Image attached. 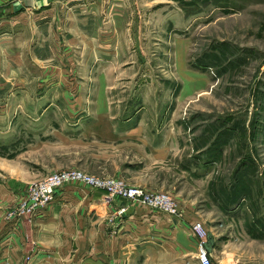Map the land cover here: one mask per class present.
Wrapping results in <instances>:
<instances>
[{
  "label": "rangeland",
  "instance_id": "374dc122",
  "mask_svg": "<svg viewBox=\"0 0 264 264\" xmlns=\"http://www.w3.org/2000/svg\"><path fill=\"white\" fill-rule=\"evenodd\" d=\"M83 1L52 13L46 31L38 15L0 27V184L25 193L4 221L25 235L58 190L75 185L81 205L94 191L106 196L98 201L132 202L72 182L20 212L33 184L64 170L128 187L153 179L154 156L130 140L162 142L171 130L181 149L174 178L138 187L173 198V217L179 203L166 191L186 192L219 256L234 264L246 250L248 264H264V0ZM126 210L98 219L116 234Z\"/></svg>",
  "mask_w": 264,
  "mask_h": 264
},
{
  "label": "crops",
  "instance_id": "0c3cea01",
  "mask_svg": "<svg viewBox=\"0 0 264 264\" xmlns=\"http://www.w3.org/2000/svg\"><path fill=\"white\" fill-rule=\"evenodd\" d=\"M80 3L85 2L0 0V27H12L17 25L18 20L38 15L42 20H47L42 25V30L46 31L49 29L52 13L60 15L67 5ZM90 18L94 19L95 16ZM136 129L139 127L132 129L130 133H134ZM158 139H137L130 140V143L136 142L138 146L144 147L149 160L154 156L153 179L149 178L147 181L158 180L156 182L162 184L164 180L174 178L171 168L177 167L174 162L181 158L178 156L181 149L171 130L166 133L162 142ZM134 176L133 178H139ZM131 179L127 180L132 186L156 189L155 183ZM168 190L166 192L179 203L180 217H173L135 202L117 204L115 201H98L102 198L104 200L106 196L97 191L90 197L98 199L96 205L100 208L95 209L92 205L94 200H90L91 204H82L89 207L83 208L81 202L77 201L81 198L82 190L77 185L69 186L58 190L55 202L41 211L30 227H27L25 235H18L13 225L4 221L3 213L16 193L22 197L25 193L10 190L0 184V264H200L198 238L194 232V226L198 222L203 223L208 231L205 247L212 256L213 264H229L228 258L219 256L217 244L209 237L208 222L204 220L199 203L180 189ZM123 207L127 208L126 212L115 217L120 225L119 229L116 234L112 233L107 218L101 215L98 219V212L105 211L108 217L110 214H117ZM87 212L89 214L83 217V213ZM29 256L30 261L25 262V257ZM249 257L251 254L248 255L246 250H240L235 254L237 259L234 264H248Z\"/></svg>",
  "mask_w": 264,
  "mask_h": 264
},
{
  "label": "built area",
  "instance_id": "2783aa9c",
  "mask_svg": "<svg viewBox=\"0 0 264 264\" xmlns=\"http://www.w3.org/2000/svg\"><path fill=\"white\" fill-rule=\"evenodd\" d=\"M79 182L97 189L104 190L111 199L122 198L132 202H140L151 208L162 210L172 216L178 214V206L173 198L164 193L149 194L140 187H128L124 182L114 179L97 178L78 169L64 170L48 175L42 181L33 184L28 192L27 201L22 205L20 212H28L27 203H32L33 212L42 206H46L54 200L56 190L63 185ZM31 207V208H32ZM194 232L198 238V259L200 264H213L212 256L205 247L207 231L201 222L194 226Z\"/></svg>",
  "mask_w": 264,
  "mask_h": 264
},
{
  "label": "trees",
  "instance_id": "16d2710c",
  "mask_svg": "<svg viewBox=\"0 0 264 264\" xmlns=\"http://www.w3.org/2000/svg\"><path fill=\"white\" fill-rule=\"evenodd\" d=\"M177 91H178V90H177ZM135 115H136V112H133L132 114H130V115L127 117V120H129L130 118H134ZM137 115H138V114H137ZM135 126H136V120H135L134 122L129 121L128 124L125 125V128H126V129H131V128L135 127ZM212 162H213V161H211V163H212ZM239 173H240V171H239ZM237 176H238V177H237ZM237 176H235V179H237L236 181H238V179H240V178L243 177L242 175H241V176L237 175ZM234 188L236 189V187H234ZM234 188H233L232 190H234Z\"/></svg>",
  "mask_w": 264,
  "mask_h": 264
}]
</instances>
